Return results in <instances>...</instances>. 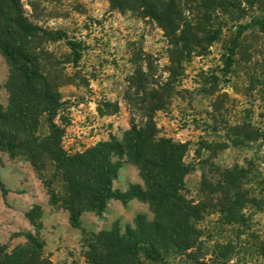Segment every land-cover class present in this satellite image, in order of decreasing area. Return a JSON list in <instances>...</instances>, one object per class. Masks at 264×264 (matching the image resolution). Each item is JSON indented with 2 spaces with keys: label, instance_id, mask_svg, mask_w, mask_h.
<instances>
[{
  "label": "rangeland",
  "instance_id": "obj_1",
  "mask_svg": "<svg viewBox=\"0 0 264 264\" xmlns=\"http://www.w3.org/2000/svg\"><path fill=\"white\" fill-rule=\"evenodd\" d=\"M185 1L180 8L187 15L196 2ZM19 2L20 16L32 29L20 42L36 56L55 94L53 123L68 154L121 140L147 118L159 136L187 146L184 194L200 206L198 261L170 257L145 264H264L253 247L264 238V28L250 25L241 34L235 28L263 19L264 7L241 3L232 15H243L237 22L211 18L212 28H220L218 39L203 41L200 53L188 59L138 6L129 11L111 7L109 0ZM69 42L81 46L77 62ZM19 82L17 68L0 51V105L8 104L9 83ZM49 127L42 113L36 136H47ZM52 171L47 164V178ZM135 177L143 183L138 169L123 163L112 189ZM49 182L25 159L0 150V260L23 249L26 258L51 264H89V245L100 232L123 234L136 216L154 218L148 203L132 199L108 218L109 202L102 214L83 212L73 228L59 200L60 182Z\"/></svg>",
  "mask_w": 264,
  "mask_h": 264
},
{
  "label": "trees",
  "instance_id": "obj_2",
  "mask_svg": "<svg viewBox=\"0 0 264 264\" xmlns=\"http://www.w3.org/2000/svg\"><path fill=\"white\" fill-rule=\"evenodd\" d=\"M185 2H196L187 15L180 8L181 0H109L110 6L116 9L135 11L140 7L146 17L159 25L169 45L184 51L188 59L193 53H200L203 41L211 43L218 39L220 28H212L211 18L237 22L243 15H232L241 3L248 8L264 7V0ZM20 14L19 0H0V51L17 68L20 78L18 85H8L7 106L0 105V150L28 161L47 185L55 178L60 182L59 200L68 210L73 228L79 226L81 213L102 214L111 200L123 205L132 199L148 203L153 220L147 221L138 215L134 227H127L123 234L116 229L100 232L89 245L86 255L89 264L166 263L170 257L198 261L201 235L196 223L201 219L200 206L194 205L184 194V179L190 172L184 163L186 144L159 136L152 118H147L139 126L132 125L121 140L111 138L82 153L68 154L61 145L63 132L53 123L58 107L55 94L49 91L46 77L38 71L36 56L26 51L20 42L32 34L31 27ZM250 25L264 28V18L234 27L241 34ZM69 47L77 62L81 55L80 44L69 42ZM227 51L231 57L233 46ZM230 59L227 70L232 67ZM42 113L47 114L50 127L48 135L39 138L36 129ZM126 162L138 169L144 186L132 184L124 192L113 190L112 182ZM47 164L53 168L48 178L44 172ZM253 247L254 253L264 258V238H257ZM0 264L51 263L45 259L26 258L21 249L19 253L5 256Z\"/></svg>",
  "mask_w": 264,
  "mask_h": 264
},
{
  "label": "crops",
  "instance_id": "obj_3",
  "mask_svg": "<svg viewBox=\"0 0 264 264\" xmlns=\"http://www.w3.org/2000/svg\"><path fill=\"white\" fill-rule=\"evenodd\" d=\"M131 184H139V185H142L143 186V183L135 177L133 180L127 182L126 185H122L121 187H119L117 189H119L121 192H124V191H126L128 189L129 185H131ZM130 203H135L136 204L137 201H136V199H133V201H131ZM108 206H109L110 210L107 211V213L104 214V216L106 218L109 217L108 212H113L114 211V212H118L119 213V212H121V211L124 210L123 209L124 207L121 204V202H119L117 200H111L109 202Z\"/></svg>",
  "mask_w": 264,
  "mask_h": 264
}]
</instances>
